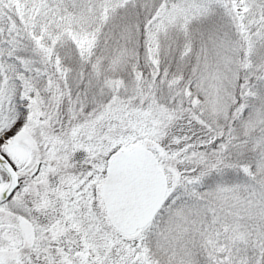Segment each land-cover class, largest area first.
<instances>
[{
    "label": "snow or ice",
    "instance_id": "1",
    "mask_svg": "<svg viewBox=\"0 0 264 264\" xmlns=\"http://www.w3.org/2000/svg\"><path fill=\"white\" fill-rule=\"evenodd\" d=\"M0 264H264V0H0Z\"/></svg>",
    "mask_w": 264,
    "mask_h": 264
}]
</instances>
